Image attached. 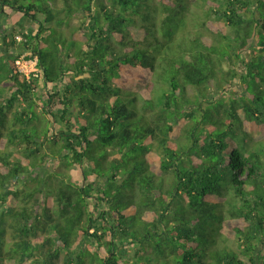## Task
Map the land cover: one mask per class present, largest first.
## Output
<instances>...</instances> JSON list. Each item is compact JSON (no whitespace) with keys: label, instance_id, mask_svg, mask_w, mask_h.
<instances>
[{"label":"trees","instance_id":"16d2710c","mask_svg":"<svg viewBox=\"0 0 264 264\" xmlns=\"http://www.w3.org/2000/svg\"><path fill=\"white\" fill-rule=\"evenodd\" d=\"M57 1L0 0V264H264V0Z\"/></svg>","mask_w":264,"mask_h":264},{"label":"rangeland","instance_id":"374dc122","mask_svg":"<svg viewBox=\"0 0 264 264\" xmlns=\"http://www.w3.org/2000/svg\"><path fill=\"white\" fill-rule=\"evenodd\" d=\"M57 4L59 5V7H61L62 6L61 0H58L57 1ZM188 8H189V10L191 12H193L194 14H196V16H199V17L200 16L201 17L203 16L204 10L201 8V6H198V7L189 6ZM10 16L11 17L8 18L7 22H5V20H3L4 19L3 17L0 19V49L3 48L2 47V36H4V33L6 31L7 32H10V30L14 26H16V23L21 21V20H19V18H20L19 14L17 12H15V11L10 12ZM195 18H197V17H195ZM22 23L23 24H26L30 28H34V25L30 21H28V20H23ZM72 25L75 26V27H78L80 25L79 20L78 19H75L72 22ZM196 30H198V29L194 28V18L193 17H190L188 19V24H187L186 28L181 29V31L176 34L177 41L180 42V41H183L184 39L188 38L190 35L193 36L194 31H196ZM67 32H69V30H67ZM203 33H204L205 36H207L209 38H213L214 37L212 35V33L208 32L207 30H204ZM16 40L18 42L22 41V36H18L16 38ZM247 57H249V56L247 55ZM12 59H14V58H12ZM22 68L24 69V71L26 72V75H28V76L30 74H32V73H35L36 70H37V68L35 66V62H30V61H23ZM226 69H227V67H226ZM237 69L240 72L241 71H244L245 68H244L243 63H239ZM237 89L240 91L241 90V87L240 86H237ZM8 90H9V88H8V86H6V91L8 92ZM233 92L237 93L235 90H233ZM233 92H232V94H233ZM190 93L193 94L194 91L193 90H190ZM210 95H211V97L214 96L212 94V90H211ZM7 96H8V93L6 94V97ZM37 110L39 111V113L42 114V104L41 103H39V106L37 107ZM243 144L249 150H251V149L259 146L258 142L256 141V139L252 135H249V137L246 139V142H243ZM2 150H5V149H2ZM54 167L55 168H52V171H54L56 173H60V172H62V173H70L66 168H63V167L59 166L58 163H56ZM50 171H51V169H50ZM44 173H45V171H44ZM72 173L74 175L76 173V171L75 170H72ZM27 179H29V178H27ZM34 185H35V183L33 184L31 182V179H29V181H27V182L24 183V186L22 187V189L24 190V189L30 188V186L34 187ZM0 192H1V190H0ZM40 197H41L40 194L36 195V198H40ZM23 198H25V197L24 196L22 197V200L19 203L20 207H22L25 204L24 200H26V201L28 200V199H24L23 200ZM31 203L34 204V200H32ZM13 236H14V234H13L12 230L9 229L8 230V235H7V242H8V245L10 246V248L14 247L13 239H12ZM231 245L234 246L235 243L232 242Z\"/></svg>","mask_w":264,"mask_h":264},{"label":"built area","instance_id":"2783aa9c","mask_svg":"<svg viewBox=\"0 0 264 264\" xmlns=\"http://www.w3.org/2000/svg\"><path fill=\"white\" fill-rule=\"evenodd\" d=\"M34 62H35V61H34ZM16 63H17V65L19 66L20 71L26 75V72H25L24 69L22 68V66H23V61H22V60H18ZM36 64H37V63L35 62V66H36ZM36 68H37V67H36ZM37 71H38V69L36 70L35 73H37ZM30 75H31V74H30ZM26 76H28V75H26Z\"/></svg>","mask_w":264,"mask_h":264},{"label":"crops","instance_id":"0c3cea01","mask_svg":"<svg viewBox=\"0 0 264 264\" xmlns=\"http://www.w3.org/2000/svg\"><path fill=\"white\" fill-rule=\"evenodd\" d=\"M11 16H9V18H10ZM4 19L3 20H5V22H7V20H8V18H6V17H3ZM1 19V18H0ZM19 20H21L20 18H19ZM9 22V21H8Z\"/></svg>","mask_w":264,"mask_h":264}]
</instances>
